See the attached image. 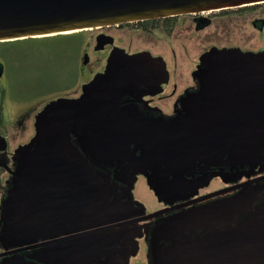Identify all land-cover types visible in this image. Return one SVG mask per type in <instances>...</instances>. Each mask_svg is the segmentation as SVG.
I'll list each match as a JSON object with an SVG mask.
<instances>
[{
	"label": "water",
	"instance_id": "obj_1",
	"mask_svg": "<svg viewBox=\"0 0 264 264\" xmlns=\"http://www.w3.org/2000/svg\"><path fill=\"white\" fill-rule=\"evenodd\" d=\"M262 2L0 0V41ZM102 35L97 49L105 45ZM84 55L86 64L90 56ZM200 61L193 71L199 88L185 96L176 118L162 121L159 128L150 120L147 129H125L130 105L119 106L127 92L149 79L150 67L165 64L149 50L131 54L116 46L104 71L83 83L80 96L52 99L39 111L35 135L16 149L0 231L6 247H39L29 257L18 253L22 247L4 252L8 255L0 264H117L119 253L127 260L137 252L134 232L128 249L116 247L113 238L123 234L126 224L110 223L132 207L135 178L126 181L129 200L124 202L116 196L114 182L102 176L103 181H95L99 174L90 158L128 160L121 172L130 175L142 169L126 166L153 168L157 175L147 183L166 201L181 192L197 193L217 173L208 170L212 164L238 169L264 162V49L213 45ZM87 121L97 123L82 134L80 126ZM197 160L205 163L200 176L192 168ZM243 185L229 197L186 209L154 228L152 264H264V183L257 179ZM198 220L205 228L192 232ZM166 240L170 243L165 245Z\"/></svg>",
	"mask_w": 264,
	"mask_h": 264
},
{
	"label": "flooded vegetation",
	"instance_id": "obj_2",
	"mask_svg": "<svg viewBox=\"0 0 264 264\" xmlns=\"http://www.w3.org/2000/svg\"><path fill=\"white\" fill-rule=\"evenodd\" d=\"M211 11V10H210ZM207 13V14H205ZM210 12H199V13H189V14H178V16H167L163 18H156V19H145L141 21H134V22H124L123 24H112V26H103L102 28H96L95 34L93 38H95L96 45L94 47V51L98 53H103L101 59L103 61L102 68L99 70H96L93 75H91L90 79L85 81H90L93 76L98 72H103L106 68V63L108 61V58L111 55V52L114 50L116 46H119L120 48H123L128 53H136L137 51H146L149 50L154 56L158 57L161 56L163 58V61L165 64H163V67L160 65L158 67H150V70L152 72V75L149 77L147 81L141 82L139 85H137V88L134 89V92H127L122 98V100L119 101V106H125L127 104L130 105L131 113L128 117H126L127 125L124 126L125 129H132V130H139V129H147L149 128V121L153 120V126L155 128H159L163 125L164 122L171 121V119L176 118V116L182 111L184 108L183 106V100L185 96H187L189 93H192L196 91L199 88V81L198 78L194 75V70L199 66L201 63L200 57L202 53L207 51L209 48L203 49L201 54L198 57V62L196 63L195 67L191 69V82L190 80H187V83L180 84L177 81L178 75H173L171 63L168 62V59L166 56L162 53H154L150 48H137L135 50H130L125 45L123 46L122 43H119V36L112 32L113 26H121L124 27L126 25L135 26L138 29L141 30H154L157 27L161 30H164L163 32L166 34V36H169V33H172L174 30L173 28L176 27L177 23L171 22V20H177L181 22V24H185L188 27H192V24H194V29L200 30L204 29L207 26H210L212 21L214 20L213 13ZM93 29V28H92ZM103 34V35H102ZM102 35L105 39V45L101 49H97V40L98 37ZM101 36V37H102ZM218 46V45H216ZM226 46V45H223ZM218 46V47H223ZM87 53L90 54V51H84V54ZM90 56V55H89ZM84 63V62H83ZM90 60L88 63H84V65H89ZM82 67L79 66V72L82 70ZM163 69V73H160V71ZM174 69V68H173ZM175 70V69H174ZM5 63L3 60L0 59V231H1V216H2V207L4 203V199L9 195L10 187L13 182V171L15 170V165L17 163L15 153L16 149L19 148L20 144H24L30 141V139L35 135L36 132V123L35 119L39 111L50 102L52 99L61 98V96L70 97L64 94L50 97L47 99L40 107V109L34 114L33 123H34V132L33 135L30 137V139L26 142L19 143L17 147L14 149L11 148L9 145V139L4 133V128L8 127V122L10 119V111H11V103L8 101L12 100L14 96L10 94V92L7 91V83L4 79L5 77ZM176 77V79H175ZM83 82V83H85ZM81 84V88L82 85ZM83 88L81 89L80 93H77L76 95H73L72 97H78L82 94ZM71 97V98H72ZM10 105V107H9ZM63 109V108H62ZM67 109V108H65ZM64 110V109H63ZM164 121V122H162ZM95 122L87 121L86 123L82 124L80 127V132L82 134L88 133L93 129ZM73 140L75 143H77V136L74 135ZM79 144V143H78ZM133 148L136 147V144H132ZM137 154L140 155L141 150H136ZM83 153L89 157L90 154H88L87 151L83 150ZM89 163L94 167L96 170V173L99 175L97 176V179L95 181H103L105 178L107 181L114 182V187H116L117 195L119 198L122 197V201L126 202L129 200L127 196H124L125 187H127V180L130 178H135L134 180V186L132 187V191L130 192V195L132 193L134 199L132 200L131 206L127 208L122 214L123 217L119 220H114L113 222H110L111 224H126L125 231H123L122 235H117L113 239L116 240L117 244L116 247L119 249L123 248V245H125V249H128L129 246V236L133 234L134 232V239L137 242V252L134 254H131L128 259H124L123 255L119 253V258L117 264H133L134 259L140 255L142 252L143 245H145V256H146V264H152V260L150 257V244L152 239V234L154 233V228L157 226L165 223V221L172 217L173 215H176L179 212L185 211L186 209H190L192 207H196L197 205L208 203L209 201H213L216 199H219L221 197H229L231 194L237 193L240 189L243 188V184L245 182H249L251 180H257L259 179L260 183H264V162H262L259 165L255 166H239V170L236 168H233L231 165H211L208 170L213 173L217 172L216 174H213L209 179L207 180L208 183L200 186L197 190V193L193 194L189 191V193L183 194H176L175 196L169 197L170 201L160 200L159 196L155 194L154 190L151 189L150 185L147 183V179L151 177L152 175H157L154 173L153 168L151 167H141V166H126V169L133 170L135 168H138L139 172L136 173V175H130L128 173L121 172L124 167V163L130 164L125 160L124 163H122L120 160L117 159H108V160H99V159H89ZM205 163L202 160H197L195 164H193L194 168L193 170L196 172L195 176H200L202 173L201 167H203ZM221 172H218V171ZM104 177L102 179V177ZM221 180L222 186H219L218 188L209 189L212 184L215 182V180ZM145 180L146 184L148 185L149 191L151 192V195H153V201L156 202L157 206H148L146 200L143 198H139L138 195H136V190H138V183L143 182ZM256 183V181H254ZM264 194V191L263 193ZM114 198V197H112ZM134 200H138L139 202L143 203L142 205H139L138 203H135ZM153 203V204H154ZM119 228V226H116L115 229ZM204 226L200 224L199 220L196 222V225L192 232H198L201 230H204ZM64 236V233L61 234ZM60 235V236H61ZM49 240V238L46 239H40L37 242H46ZM170 242L168 240L165 241V245L169 244ZM27 245H33V244H25L24 246H21L22 248L26 247ZM20 246H13V247H6L3 245L0 241V261L3 260L4 257H6L8 254L4 253L7 251H13L14 249L21 248ZM39 246L35 248H24L22 250H19L18 253L22 255H26L33 253V251L38 248Z\"/></svg>",
	"mask_w": 264,
	"mask_h": 264
},
{
	"label": "rangeland",
	"instance_id": "obj_3",
	"mask_svg": "<svg viewBox=\"0 0 264 264\" xmlns=\"http://www.w3.org/2000/svg\"><path fill=\"white\" fill-rule=\"evenodd\" d=\"M254 5V9L243 6L211 10L214 20L210 26L200 30L194 29V24L188 27L176 19L171 20L177 24L169 36L158 27L145 31L130 25H115L112 32L119 36V43L130 50L148 47L154 53L164 54L171 63L173 75L177 74V81L183 85L187 80L191 82L190 71L203 49L212 45H237L244 50L254 51L264 49V2ZM95 30L80 32L79 41L76 36H64L68 34L64 33L56 37L0 43V59L4 61L6 70V88L14 96L8 101L12 106L8 127L4 128L11 148L28 141L33 135L34 114L47 99L61 94L72 97L80 93L81 84L103 67L104 58L102 60L101 57L104 52L94 51ZM84 51H90L88 66L83 63ZM79 66L82 67L80 72ZM222 185L218 179L209 189ZM136 195L146 200L148 206H157L155 196V203L151 202L153 195L145 180L138 183ZM141 250L133 264H146L145 245Z\"/></svg>",
	"mask_w": 264,
	"mask_h": 264
},
{
	"label": "trees",
	"instance_id": "obj_4",
	"mask_svg": "<svg viewBox=\"0 0 264 264\" xmlns=\"http://www.w3.org/2000/svg\"><path fill=\"white\" fill-rule=\"evenodd\" d=\"M247 7V6H246ZM250 9H254V7H255V5L253 6H248ZM256 8V7H255ZM83 30H80V31H73V32H69L68 34H64V33H58V34H61V35H63L64 34V36H76L77 38V40L79 41V33L80 32H82ZM58 34H51V35H47V36H49V37H56V36H58ZM78 34V35H77ZM47 36H36V37H47ZM36 37H26V38H22V39H15V40H26V39H36ZM15 40H4V41H0V43H4V42H14Z\"/></svg>",
	"mask_w": 264,
	"mask_h": 264
}]
</instances>
